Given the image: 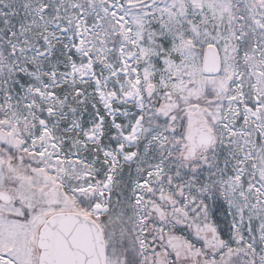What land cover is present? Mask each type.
<instances>
[{
    "label": "snow or ice",
    "instance_id": "snow-or-ice-1",
    "mask_svg": "<svg viewBox=\"0 0 264 264\" xmlns=\"http://www.w3.org/2000/svg\"><path fill=\"white\" fill-rule=\"evenodd\" d=\"M0 264H264V0H0Z\"/></svg>",
    "mask_w": 264,
    "mask_h": 264
}]
</instances>
